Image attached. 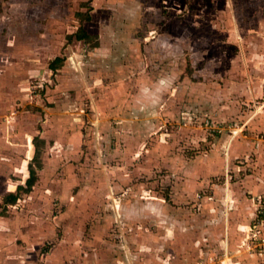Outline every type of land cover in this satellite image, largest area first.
<instances>
[{
  "label": "rangeland",
  "instance_id": "374dc122",
  "mask_svg": "<svg viewBox=\"0 0 264 264\" xmlns=\"http://www.w3.org/2000/svg\"><path fill=\"white\" fill-rule=\"evenodd\" d=\"M262 109L264 0H0V264H204L207 237L170 251L154 217L201 218L195 182L233 172L196 165ZM30 161L31 190L4 203ZM262 202L239 250L219 240L205 264L254 254Z\"/></svg>",
  "mask_w": 264,
  "mask_h": 264
},
{
  "label": "crops",
  "instance_id": "0c3cea01",
  "mask_svg": "<svg viewBox=\"0 0 264 264\" xmlns=\"http://www.w3.org/2000/svg\"><path fill=\"white\" fill-rule=\"evenodd\" d=\"M243 126H247L251 131L247 133L241 131L237 136L230 137L225 148V157L221 154V151L216 150L214 156H212L214 157L213 160L211 158L203 159L201 167L196 165L195 171L202 172L203 174L210 170L219 169V167H222L221 169L224 170V166L225 170L227 169L233 172L231 179H229V173L227 174L223 184H210L205 176L202 178V181L195 182L196 184L194 186L200 184L198 186L202 188L206 187L208 191L207 194L202 195L200 198L201 205L203 206L201 218L197 217V215H193L188 208L182 212L178 207L169 209L168 215L154 217L160 220L166 219L171 225L172 238L162 241V243L172 244L170 251H175L176 248L179 249V246L183 243H185L186 247L191 246V248H193V245H189L191 241H193V235L196 237H207L205 238L207 239L205 242L209 247L206 248V253L201 254L204 264L209 259L210 251L218 248L217 241L219 240L224 243L227 256L229 253L231 254L235 250H239L245 238V233L256 215V210L261 204L260 202H262L259 198H264V139L254 136L258 130H264V109L261 110V113H257L253 117L251 116ZM31 138L34 139V137ZM245 155L246 158L248 157L246 159L249 164L248 166L254 165L253 170L248 169L249 172L246 170L247 165H245V163L237 164L233 162L236 158H242ZM253 155L256 156L257 160L252 165L248 160L254 161L252 158ZM249 156L251 157L249 158ZM211 160L213 164L210 162ZM190 164L191 163H188L187 168L193 173V164ZM222 173L224 174V171H222ZM194 186L191 187L189 184H186L185 187L183 186L184 193L180 191L181 194L176 190L173 199L177 201L179 198L182 200L192 198L194 188H198ZM112 188H118V185ZM192 200L194 199L192 198ZM262 203H264V199ZM124 204L125 207L129 208V205H126V203ZM159 204L161 205L160 202ZM215 207L216 209H214ZM161 213H165L164 207L161 209L160 214ZM123 216L125 218L132 217V219L135 220L134 215ZM139 216L140 215H138V218ZM204 249L205 248H203V250ZM193 250L194 249L191 251L193 252ZM254 254L247 255L244 253L243 257L240 256L239 260L235 263L231 261V263L264 264V256H259L256 253ZM191 260L190 258V261ZM187 262L189 261L187 260Z\"/></svg>",
  "mask_w": 264,
  "mask_h": 264
},
{
  "label": "trees",
  "instance_id": "16d2710c",
  "mask_svg": "<svg viewBox=\"0 0 264 264\" xmlns=\"http://www.w3.org/2000/svg\"><path fill=\"white\" fill-rule=\"evenodd\" d=\"M87 20L89 19V17L86 18ZM68 40L70 41L71 39H77V40H83V39H87L89 38V33L82 27H78V29L74 32L71 33L67 36ZM63 60L62 57L60 56H56L50 63H49V68L50 69H56L57 68V63L61 62ZM33 145V144H32ZM28 170V176L26 177L25 181L23 184H18L16 186L15 191H7L3 197V202L7 203V202H12L17 200V198L19 197V194L21 192H29L32 188V186L34 185L36 178H37V174H36V170L33 166L32 161H30L27 165V168L25 167L23 169V172H27Z\"/></svg>",
  "mask_w": 264,
  "mask_h": 264
},
{
  "label": "built area",
  "instance_id": "2783aa9c",
  "mask_svg": "<svg viewBox=\"0 0 264 264\" xmlns=\"http://www.w3.org/2000/svg\"><path fill=\"white\" fill-rule=\"evenodd\" d=\"M253 245L251 247V252L256 253L259 256H264V233L260 232L258 229L252 233ZM257 241L256 243L254 241Z\"/></svg>",
  "mask_w": 264,
  "mask_h": 264
}]
</instances>
